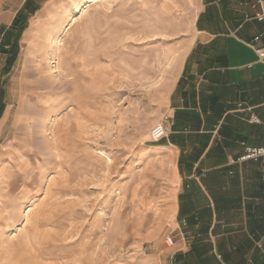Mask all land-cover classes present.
<instances>
[{"label": "rangeland", "instance_id": "obj_1", "mask_svg": "<svg viewBox=\"0 0 264 264\" xmlns=\"http://www.w3.org/2000/svg\"><path fill=\"white\" fill-rule=\"evenodd\" d=\"M40 2L0 62V264H160L174 186L150 132L170 124L194 3Z\"/></svg>", "mask_w": 264, "mask_h": 264}, {"label": "crops", "instance_id": "obj_2", "mask_svg": "<svg viewBox=\"0 0 264 264\" xmlns=\"http://www.w3.org/2000/svg\"><path fill=\"white\" fill-rule=\"evenodd\" d=\"M27 1L0 4V62ZM184 1L157 0L169 13ZM192 1L191 44L169 94L170 133L155 146L171 164L165 236L175 245L158 238L154 249L160 264H264V158L239 161L247 148L264 146V59L256 53L264 47V22L256 19L264 0ZM42 10L40 0H29L19 46ZM1 91L0 142L11 114Z\"/></svg>", "mask_w": 264, "mask_h": 264}, {"label": "built area", "instance_id": "obj_3", "mask_svg": "<svg viewBox=\"0 0 264 264\" xmlns=\"http://www.w3.org/2000/svg\"><path fill=\"white\" fill-rule=\"evenodd\" d=\"M256 19L260 22H264V14L257 15ZM256 53L260 59H264V47L257 49ZM169 133H170V127L168 124H164V123L158 124L154 126L150 132L151 141L154 143H158L163 138L167 137ZM262 158H264V146L261 148H247L245 155L242 158H240L239 161L243 162L247 160H252L257 162ZM262 178L264 180V174ZM166 243L169 247H173L175 245V242L172 237H168Z\"/></svg>", "mask_w": 264, "mask_h": 264}, {"label": "trees", "instance_id": "obj_4", "mask_svg": "<svg viewBox=\"0 0 264 264\" xmlns=\"http://www.w3.org/2000/svg\"><path fill=\"white\" fill-rule=\"evenodd\" d=\"M28 4H29V0L26 2L25 6H24V8H23L24 10L22 9V10L20 11V13L18 14L17 18L15 19L14 24H13V26H12V32L10 31V32H8V33L5 35V44H4V46H5V47H8V48L11 50V52H12L13 55H16L18 41H19V39H20V37H21L22 32L26 29V26L24 25L23 22H21V23L19 24V19L22 18L24 21H26L28 15L25 16V17H23V11H25V7H27ZM38 9H39V7H37V8H35V9L29 11V12H28V13H29V16H30V15H34ZM17 24H19V26H18V28L15 29V26H16ZM15 30H16V31H15ZM14 31H15V32H14ZM9 49H8V50H9ZM8 50H7V51L4 50L3 52H4V53H8V52L10 51V50H9V51H8Z\"/></svg>", "mask_w": 264, "mask_h": 264}, {"label": "bare ground", "instance_id": "obj_5", "mask_svg": "<svg viewBox=\"0 0 264 264\" xmlns=\"http://www.w3.org/2000/svg\"><path fill=\"white\" fill-rule=\"evenodd\" d=\"M45 134V133H44ZM48 139V138H47ZM48 151V150H47ZM46 151V152H47ZM52 154V149H50V154L49 155H51ZM41 157H43L42 159H41ZM38 159H39V161H41V163L44 161V163L46 162V163H48V159H47V155L45 154L44 156L42 155V156H39L38 157ZM110 161V160H109ZM57 167H59V168H61L62 166H58V165H56ZM61 169H63V168H61ZM47 174L46 173H44V171H43V174L41 173L40 174V176H39V178H40V181H43V178L46 176ZM32 180H34V178H32ZM15 204H16V200H14V199H12V200H10V206L13 208L14 206H15ZM9 205V204H8ZM10 241V240H9Z\"/></svg>", "mask_w": 264, "mask_h": 264}]
</instances>
